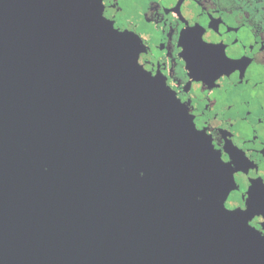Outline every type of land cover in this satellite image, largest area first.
Here are the masks:
<instances>
[{"label":"water","instance_id":"obj_1","mask_svg":"<svg viewBox=\"0 0 264 264\" xmlns=\"http://www.w3.org/2000/svg\"><path fill=\"white\" fill-rule=\"evenodd\" d=\"M102 0H0V264H264L233 171ZM252 239V240H251Z\"/></svg>","mask_w":264,"mask_h":264},{"label":"flooded vegetation","instance_id":"obj_2","mask_svg":"<svg viewBox=\"0 0 264 264\" xmlns=\"http://www.w3.org/2000/svg\"><path fill=\"white\" fill-rule=\"evenodd\" d=\"M103 15L139 44V64L164 81L233 171L231 209L264 184V0H102ZM264 242V228L250 223ZM252 240V239H251Z\"/></svg>","mask_w":264,"mask_h":264},{"label":"bare ground","instance_id":"obj_3","mask_svg":"<svg viewBox=\"0 0 264 264\" xmlns=\"http://www.w3.org/2000/svg\"><path fill=\"white\" fill-rule=\"evenodd\" d=\"M259 247L264 248V242L261 243Z\"/></svg>","mask_w":264,"mask_h":264}]
</instances>
